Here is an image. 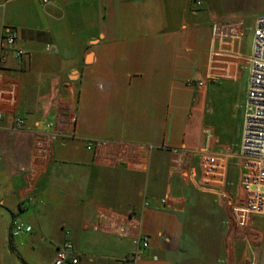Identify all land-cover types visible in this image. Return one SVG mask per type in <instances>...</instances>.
Masks as SVG:
<instances>
[{"label": "crops", "instance_id": "0c3cea01", "mask_svg": "<svg viewBox=\"0 0 264 264\" xmlns=\"http://www.w3.org/2000/svg\"><path fill=\"white\" fill-rule=\"evenodd\" d=\"M202 2L0 0V44L8 28L24 52L0 46L23 121L0 120V264H51L65 242L78 264L138 248L133 264H264V214L242 227L230 205L258 8ZM221 24L236 40L216 37ZM212 65L222 77L200 85ZM227 150L222 199L198 163ZM12 220L30 232L11 235Z\"/></svg>", "mask_w": 264, "mask_h": 264}, {"label": "built area", "instance_id": "2783aa9c", "mask_svg": "<svg viewBox=\"0 0 264 264\" xmlns=\"http://www.w3.org/2000/svg\"><path fill=\"white\" fill-rule=\"evenodd\" d=\"M49 0H41L47 3ZM194 6L202 7V0H192ZM264 2V0H263ZM234 30L231 28L218 30L215 27L214 34L221 41L228 37L229 43L236 40V25ZM226 25L225 27H229ZM253 47L251 55L248 58L249 82L245 99V112L243 121L242 139L240 143V155L242 158L241 172L238 178V191L234 196V201L230 203L235 213L236 221L239 226L244 227L249 218L253 215L264 214V3L263 10L256 19V26L253 30ZM1 50L8 49L13 51L15 56L21 57L24 52L16 47V35L11 29H4L1 35ZM212 54H215L213 51ZM214 59V58H213ZM214 63V60H212ZM223 69H216L212 65L206 81L200 85L215 81L222 77ZM15 87L6 85L4 80L3 67L0 62V120L8 117L13 121L15 128L21 127L23 121L15 113ZM91 142L87 143V149L92 147ZM228 150L220 155L204 152L200 156L198 163L199 176L202 187L214 190L223 199L225 194L226 169L228 165ZM164 202V201H162ZM11 235H17L19 232H30L31 228L20 221L12 220L10 223ZM141 244V248H147L149 245L147 237H141L136 241ZM140 247V246H139ZM139 249L134 252L129 259L124 260L126 264L135 263L140 257ZM51 264H78V255L73 245L69 242L63 243L55 252Z\"/></svg>", "mask_w": 264, "mask_h": 264}, {"label": "rangeland", "instance_id": "374dc122", "mask_svg": "<svg viewBox=\"0 0 264 264\" xmlns=\"http://www.w3.org/2000/svg\"><path fill=\"white\" fill-rule=\"evenodd\" d=\"M223 3H224L223 10L224 9L231 10V9L234 8L235 0H223ZM263 3H264L263 0H251L250 6L252 5L253 7L258 8L257 11L260 12L263 9ZM234 9H236V7ZM257 11H255V12H257ZM255 12H254V15L257 14ZM250 14H251V12H250ZM254 15H251L246 20V23H247V25H246L247 27H246V30H245V34H246L245 35V45H246V47L250 46L251 43H252V31H253V27H254ZM245 78H246V76L244 75V76H242L241 79L245 80ZM198 245H200V243H197V245H195V249L196 250H199L197 248Z\"/></svg>", "mask_w": 264, "mask_h": 264}]
</instances>
